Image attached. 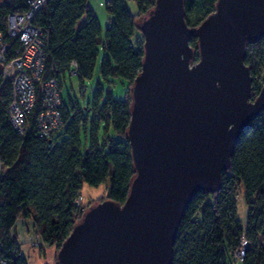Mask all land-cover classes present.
I'll return each instance as SVG.
<instances>
[{
    "label": "trees",
    "instance_id": "trees-1",
    "mask_svg": "<svg viewBox=\"0 0 264 264\" xmlns=\"http://www.w3.org/2000/svg\"><path fill=\"white\" fill-rule=\"evenodd\" d=\"M125 1L106 0L110 19L103 31L88 0H47L33 19L47 38L44 76L55 74L61 90L71 62H75V76L82 84L92 78L101 50L99 76L107 83L112 78L126 81L128 92L123 100L107 92L100 103L103 90L98 83L91 104L83 108L92 111L89 120L74 98L68 94L63 103L60 95L63 126L47 139L39 137L35 126V116L41 111L38 92L27 130L20 135L6 113L10 85L0 80V256L6 264H28L15 234L19 220L29 221L40 242L58 253L88 210L76 204L84 188L106 186L100 202L123 204L128 196L135 176L127 140L130 90L144 56L143 44L137 38L135 47L133 38L137 20L148 15L155 0H132L135 15ZM183 3L185 23L194 29L214 13L217 0ZM26 11L25 0H0V35L4 41H10L5 29L8 14ZM189 45L195 52L192 63H196L195 34H191ZM243 62L252 77L254 100L264 86V37L247 43ZM88 125L91 144L82 151L81 132H86ZM101 125L104 136L98 143L95 137ZM110 130L115 137L109 135ZM61 131L63 137L56 141L54 135ZM240 194L246 205L244 223L237 217ZM244 241L247 245L238 260L235 255ZM236 262L264 264V109L238 139L220 188L198 192L187 205L177 229L171 264Z\"/></svg>",
    "mask_w": 264,
    "mask_h": 264
},
{
    "label": "water",
    "instance_id": "water-1",
    "mask_svg": "<svg viewBox=\"0 0 264 264\" xmlns=\"http://www.w3.org/2000/svg\"><path fill=\"white\" fill-rule=\"evenodd\" d=\"M183 2L155 0L138 25L144 56L130 90L128 196L90 207L61 245L58 264H171L187 205L220 188L238 139L264 109V86L251 100L243 62L247 43L264 37V0H217L194 29Z\"/></svg>",
    "mask_w": 264,
    "mask_h": 264
},
{
    "label": "built area",
    "instance_id": "built-area-1",
    "mask_svg": "<svg viewBox=\"0 0 264 264\" xmlns=\"http://www.w3.org/2000/svg\"><path fill=\"white\" fill-rule=\"evenodd\" d=\"M46 1L25 0L26 12L8 14L5 29L10 41H4L0 35V80L10 85L6 113L8 122L20 135L27 130L28 116L39 92L41 111L35 116L36 131L39 137L49 139L62 128L63 120L58 79L55 74L44 76L47 38L42 29L33 24L35 15ZM70 68L69 74L76 75L75 62H71ZM246 245L244 241L243 247L237 251L235 257L238 260ZM0 264H6L1 256Z\"/></svg>",
    "mask_w": 264,
    "mask_h": 264
},
{
    "label": "rangeland",
    "instance_id": "rangeland-1",
    "mask_svg": "<svg viewBox=\"0 0 264 264\" xmlns=\"http://www.w3.org/2000/svg\"><path fill=\"white\" fill-rule=\"evenodd\" d=\"M125 2H126V7L130 11V13L135 15L137 13V8L135 6V3L132 0H126ZM105 3H106V0H88L89 6L92 8V11L98 18L102 31L104 30L105 25L108 24L109 19H110V16L107 13L106 8H105ZM139 22L140 21L138 19L136 22V26L139 25ZM137 38H139L138 41L141 44L144 43L142 32H140L139 29L136 27L134 38H133V45L135 47H136ZM102 56H103V53L100 50L92 78H90L89 80H84L83 83L81 84L75 75L70 76L67 73L65 77V81L60 90V95H61L63 103H66L67 95L69 94L70 97L74 98L75 101L80 105L83 113L88 117L89 120H91L92 111L85 110L83 108L87 104H91L93 100V95L97 88L98 83L100 84V87L103 90V97L100 100V103L104 100L105 94L107 92H111L115 98H118L120 100H123L125 98L126 93L128 92V86H127L126 81H120L118 79L112 78L110 80V83H107L100 78L99 67H100V61H101ZM130 94H131V91H130ZM103 127H104L103 125L99 127L96 137H95L98 143H101L103 136H104ZM109 135L115 137V135L112 133L111 130L109 131ZM62 137H63L62 131L54 135V139L56 141L61 140ZM90 144H91V133H90L89 125H88L86 132H83V131L81 132L80 149L84 151L86 148H89ZM105 191H106V186H100L98 188L86 187L82 190V194L77 198L76 204L79 206H87L86 209H89L90 207L104 200L103 198L105 195ZM237 217L241 220L242 223L245 222L246 205H245V202L241 194L237 199ZM31 226L32 224L28 225V228H32V230L29 229L30 237L28 240V245H29L28 247L30 249L35 248L34 250L36 251L37 255L41 259L47 262L45 264H58L57 257L55 260V256L57 255L56 251L53 253V257H52V255L48 253V249L52 247H45L42 243H39L40 239L35 233V231H33V227ZM21 242H23V240ZM39 247L43 249L39 250ZM25 254H26V251H25ZM26 256L30 258L32 255L26 254ZM52 258H54V260Z\"/></svg>",
    "mask_w": 264,
    "mask_h": 264
},
{
    "label": "crops",
    "instance_id": "crops-1",
    "mask_svg": "<svg viewBox=\"0 0 264 264\" xmlns=\"http://www.w3.org/2000/svg\"><path fill=\"white\" fill-rule=\"evenodd\" d=\"M28 225H31V223L29 221H22L19 220L16 227H15V234L17 236V239L21 245V251L22 253L26 256V254H31L32 256L29 258L27 257L28 260V264H45L47 263L45 260L41 259L36 251L34 249H30L28 246V240L30 237V230H32V228H28ZM32 227V226H31ZM30 229V230H29ZM23 240V242H21ZM46 250V249H45ZM26 251V254H25ZM55 252L54 248H50L48 249V253L50 255H52L53 257V253ZM47 259V258H46ZM54 260V258H52ZM239 262H236L235 264H238Z\"/></svg>",
    "mask_w": 264,
    "mask_h": 264
}]
</instances>
